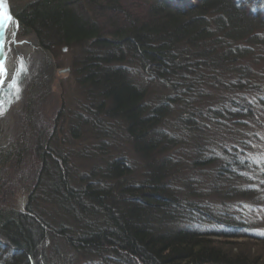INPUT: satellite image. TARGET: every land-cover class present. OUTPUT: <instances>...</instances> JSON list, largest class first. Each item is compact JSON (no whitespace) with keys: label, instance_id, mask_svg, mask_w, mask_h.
Masks as SVG:
<instances>
[{"label":"trees","instance_id":"16d2710c","mask_svg":"<svg viewBox=\"0 0 264 264\" xmlns=\"http://www.w3.org/2000/svg\"><path fill=\"white\" fill-rule=\"evenodd\" d=\"M16 16L42 52L74 49L85 101L69 132L88 128L94 143L76 173L30 110L31 137L0 153V264H41L56 236L83 264H264V236L223 222L196 182L214 164L205 188L251 194L237 183L253 181L247 151L264 128V0H30ZM125 145L131 155L112 154Z\"/></svg>","mask_w":264,"mask_h":264},{"label":"rangeland","instance_id":"374dc122","mask_svg":"<svg viewBox=\"0 0 264 264\" xmlns=\"http://www.w3.org/2000/svg\"><path fill=\"white\" fill-rule=\"evenodd\" d=\"M28 1L30 0H11L14 13L16 14L17 9ZM16 35L19 40H27V43L20 47L18 46V50L21 52L19 53L16 67L19 70L21 62H23L27 70L22 72L19 77L22 91L18 100L12 95L8 87L0 93V98L6 109L5 114L0 117V153L8 150L16 141H19L21 136L31 137L29 129L31 116L29 112L32 110L35 113L34 122H37L44 131L52 135L50 145L56 147L62 153H66L69 162L73 161L74 163L72 170L80 173L84 171L83 167L86 161L83 158H79V149L83 150L85 147L88 151H90L88 148L92 150L94 138L93 134L89 132L90 130L83 126L78 127V132L82 134L80 140H74L69 132L72 119L70 114L76 113L81 103L85 101L76 83L72 66L74 49L60 47L52 52H42L35 43L34 35L23 30L20 25H18ZM60 70L64 71L59 72ZM40 79L43 86L41 85L37 95H31V88L40 87ZM261 121V126H263L264 116ZM256 134V138L251 141L247 151L249 157L258 161L255 172L252 174L253 181H250L251 184L237 183L240 189H243V186L251 188L249 196L220 198V194L217 191H211L213 190L212 188H205V186H208L209 181L212 180L211 175L214 168L212 165L214 164L198 169L196 182L197 186L199 184L198 187H203L202 193H216V195L209 197L207 201L210 203L206 207H213L210 209L220 213V219L223 222H229L231 219L233 220L232 222L241 221V223L248 226L249 230H256L257 233H260L264 232V176H262V172H264V128L257 127ZM128 151V146L125 145L120 146L112 154L116 156L124 152L131 155ZM75 152H77V157L74 155ZM86 153L88 152L86 151ZM29 154L30 158L24 161L25 166L27 164L28 166L34 165L37 161L35 156H33V152L30 151ZM180 172L183 175L192 173L189 168L182 169ZM14 187L16 188L14 192V207L18 211L26 213L30 190L29 188H24V184L19 181L14 184ZM35 198L34 196L32 201H30L32 206L34 203V208L38 207L37 204L47 210L53 208L50 204L41 203ZM245 205L248 207H245ZM204 206L202 207L204 208ZM213 223L216 222L214 221ZM237 241L246 242L248 240L240 238ZM63 243V240L57 236L55 238H45L41 246L43 254L41 257L39 256L40 263L60 264V256L56 255L60 253L63 257L65 255V262L68 260L67 264H83V254L76 249H70ZM53 245L57 249H53Z\"/></svg>","mask_w":264,"mask_h":264},{"label":"snow or ice","instance_id":"6c2138e0","mask_svg":"<svg viewBox=\"0 0 264 264\" xmlns=\"http://www.w3.org/2000/svg\"><path fill=\"white\" fill-rule=\"evenodd\" d=\"M14 23V18L12 15L8 12L7 8L4 7V0H0V54H3V37L6 29L10 24ZM13 37L15 36V32L12 33ZM27 69L23 65V62H21V66L19 71H17L9 81V83L6 85L12 95L16 98V100L19 99V95L22 91L21 83L19 80V77L21 76L22 72H25ZM8 78V73L5 67V64L3 61H0V91H2L3 87L5 86V80ZM6 112V109L4 108L3 101L0 100V117H2ZM245 207H248L245 205ZM254 235L264 236V232L260 233H254Z\"/></svg>","mask_w":264,"mask_h":264},{"label":"bare ground","instance_id":"6f19581e","mask_svg":"<svg viewBox=\"0 0 264 264\" xmlns=\"http://www.w3.org/2000/svg\"><path fill=\"white\" fill-rule=\"evenodd\" d=\"M9 28L6 29L5 33H4V37H3V43H2V48H3V54L6 52L7 53V57L2 60L5 64L7 73H8V78L5 80V86L3 87V89H5L7 86V84L9 83V81L11 80L12 76L19 71L18 68L16 67V63L15 61H12V59L15 57V53L18 51V46H14L12 44L11 38H12V29H15V21L14 23L11 24V31L8 30ZM16 33V31H15ZM17 36V35H16ZM3 54H0V58L2 57ZM2 89V90H3ZM1 93V91H0ZM1 100V98H0Z\"/></svg>","mask_w":264,"mask_h":264},{"label":"water","instance_id":"95a60500","mask_svg":"<svg viewBox=\"0 0 264 264\" xmlns=\"http://www.w3.org/2000/svg\"><path fill=\"white\" fill-rule=\"evenodd\" d=\"M4 7L5 8H7V10H8V12L12 15V17L14 18V21H15V29H12V32H15V31H17V28H18V25H19V21H18V18H17V16H16V14L14 13V11H13V6H12V3H11V0H4ZM8 30H10L11 31V24L8 26ZM11 41H12V44L14 45V46H21V45H23L24 43H27V40L26 39H22V40H19V39H17V37H16V33H15V36L13 37V35H12V38H11ZM63 50H64V48H63ZM6 52H8V51H6ZM4 53L3 55H2V57L0 58V61H2V60H4L6 57H7V53ZM21 51L20 50H18L17 52H16V55H15V57L12 59V61H15V62H17L18 61V58H19V53H20ZM16 65H17V63H16ZM65 70H67V69H65ZM61 71H64V70H60L59 72H61Z\"/></svg>","mask_w":264,"mask_h":264}]
</instances>
